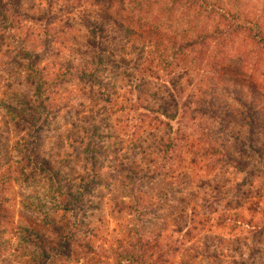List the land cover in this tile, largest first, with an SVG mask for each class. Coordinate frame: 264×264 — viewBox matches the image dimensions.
Listing matches in <instances>:
<instances>
[{"label":"rangeland","instance_id":"rangeland-1","mask_svg":"<svg viewBox=\"0 0 264 264\" xmlns=\"http://www.w3.org/2000/svg\"><path fill=\"white\" fill-rule=\"evenodd\" d=\"M103 1L20 0L16 10L25 21L22 37L39 50L38 65L48 78L64 69L72 72L52 97L60 105V118L68 115L76 126L86 115L105 120L108 137L100 162L107 182L94 188L79 213L93 237L73 249L76 256L57 264H116L117 254L137 233L157 245L150 261L166 251V264H264V0H204L227 15L206 10L196 0H111L108 10ZM254 25L258 39L248 30ZM201 32H209L211 41L169 58L171 44ZM7 41L0 45H18ZM89 42L99 50H91ZM4 54L0 47V242L5 247L0 264H36V245L26 237L31 231L43 233L60 213L41 175L21 180L15 173L20 135L5 124L2 102H10L11 93L29 97L30 88L12 55ZM95 54L103 61L98 77L112 93L109 103L104 102L108 94L96 100L75 73ZM169 83L182 89V103L189 102L170 122L176 146L164 160L156 145L143 146L142 159L141 135L153 128L155 136L167 134L145 110L146 91ZM70 131L69 140L78 143V129ZM55 134L62 150L67 137ZM53 137L49 134L46 141ZM248 138L253 149L239 152L241 139ZM202 141L226 158L206 155L193 161ZM63 150L72 159L71 147ZM147 171L149 177L141 176ZM235 218L257 229L236 226Z\"/></svg>","mask_w":264,"mask_h":264},{"label":"trees","instance_id":"trees-1","mask_svg":"<svg viewBox=\"0 0 264 264\" xmlns=\"http://www.w3.org/2000/svg\"><path fill=\"white\" fill-rule=\"evenodd\" d=\"M196 1L200 7L206 10H216L227 15L226 9L214 7V5L204 0ZM19 2L20 0H0V29L6 34H0V43L5 44L8 40L18 44L14 49H10L7 45H0V47L5 50L6 54L10 53L9 56L12 55L13 65L21 70L25 82L29 85L30 96L11 93L10 102H2V104L5 106L3 107L6 118L5 124L11 125L20 135L13 156L16 165V175L21 180L30 178L31 175H41L48 182L51 194L54 197V205L60 213L57 222H47V229L44 228L43 233L37 234V232L31 231L30 237H26L27 240L28 238L34 240L32 242L36 245L38 251L33 254L32 259L36 264H57L71 256H76L77 253L73 252V249H80L84 243H87L89 237H93L92 229L89 224L84 223L85 219L83 220L79 213L85 208L84 200L92 194L93 190L95 191L94 188L107 182L105 174L101 173L100 162L102 163L103 158H105L106 149L104 146L108 137L104 127H102L105 126V120L97 119V117L90 118L92 115H86L87 121L78 120L80 125L76 126L75 123H69L68 115L60 118V105L58 102L53 101L52 97L65 82L63 78L71 75L72 72L64 69L63 72L59 71L56 74H51V78H48L47 74H45V69L39 67V50L28 46L27 38L22 37L21 32L24 29L25 21L16 11ZM110 2L112 1H103V6L107 10L111 6ZM257 28L254 25L248 29L254 32L256 39L259 38ZM212 38L209 32L198 33L191 39L182 37L177 44L174 42V44L170 45L168 50L169 58L175 60L176 57H183L185 56L184 54L187 55L195 47L204 46V42L211 41ZM220 40L221 38L218 37L213 41L215 42L213 48L218 45ZM88 46L91 50H99L93 42H89ZM6 54L3 56L6 57ZM95 56L96 58L91 59L90 63L86 64L85 69H80V71L75 73L78 81L86 84L90 92L97 95L96 100L103 101L102 98L105 97V94H108L104 98L106 100L104 102L109 103L112 93L110 91L109 93L107 92L105 85H102V81L98 77L99 68L103 61H101L100 55L95 54ZM158 61L161 64L168 65V60L163 57H159ZM146 93H149V100L144 101L145 110L151 113L155 120H158L161 124L160 128L166 130L167 134L166 138L153 135L154 130H157L156 128H153V131L145 132L144 135H141V139H138V149L140 150L138 155L143 159L146 155L143 146L156 145L161 155L160 158L164 160L169 156L167 154L170 150H173L176 146L177 134L175 132L172 133L170 122L175 120L179 109L182 110L185 104L189 102L184 100L182 103L183 91L174 83H169L168 86L161 85L155 90L153 88L149 89ZM190 103L192 102L190 101ZM102 114L100 112L99 116ZM252 121L255 122L254 120ZM70 129H78L77 134L82 136L78 143L75 140H69L72 138ZM60 132L65 134L66 136L64 137L69 140L68 142L65 140L62 150H60L61 147L57 149L60 139L55 134ZM52 133L54 134V137L51 138L53 141L49 143L46 138ZM241 140L242 143L237 146L239 152L253 149L250 138ZM202 142L201 147H199L201 155L199 156L198 150L195 151L194 155L196 156L193 157V161L206 155H223V152L215 145ZM66 145L71 147L74 153L72 159L69 158L71 153L68 150V152L63 150L66 149ZM189 147L194 148L193 145ZM223 157L225 156L223 155ZM69 160H76L78 165L75 164V167H72ZM149 163L151 164L153 161L150 160ZM233 164L237 168H245L242 163L234 162ZM127 168L128 172L133 174L134 170L128 166ZM149 171L141 176L149 177ZM140 172L142 171L138 173ZM1 210L0 208V220L3 217ZM232 222L234 225L246 229H257V226L251 222H244L237 218L232 220ZM50 236H52L51 241L50 239L49 241L43 240L44 238H50ZM151 248H157V245H149L137 233L135 239L117 254L116 264H166L163 259V256L168 255L166 251H160V254L153 261L149 260L154 253ZM3 251H5L4 241H1L0 256Z\"/></svg>","mask_w":264,"mask_h":264}]
</instances>
